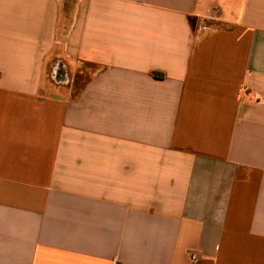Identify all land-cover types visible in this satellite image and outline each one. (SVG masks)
Wrapping results in <instances>:
<instances>
[{
	"label": "crops",
	"instance_id": "obj_1",
	"mask_svg": "<svg viewBox=\"0 0 264 264\" xmlns=\"http://www.w3.org/2000/svg\"><path fill=\"white\" fill-rule=\"evenodd\" d=\"M0 264H264V0H0Z\"/></svg>",
	"mask_w": 264,
	"mask_h": 264
},
{
	"label": "water",
	"instance_id": "obj_2",
	"mask_svg": "<svg viewBox=\"0 0 264 264\" xmlns=\"http://www.w3.org/2000/svg\"><path fill=\"white\" fill-rule=\"evenodd\" d=\"M51 80L56 84H67L68 76L65 67L61 62H55L51 69Z\"/></svg>",
	"mask_w": 264,
	"mask_h": 264
},
{
	"label": "built area",
	"instance_id": "obj_3",
	"mask_svg": "<svg viewBox=\"0 0 264 264\" xmlns=\"http://www.w3.org/2000/svg\"><path fill=\"white\" fill-rule=\"evenodd\" d=\"M190 259H191V260H195L196 257H195V256H191Z\"/></svg>",
	"mask_w": 264,
	"mask_h": 264
}]
</instances>
